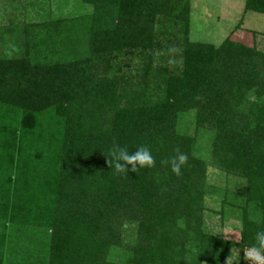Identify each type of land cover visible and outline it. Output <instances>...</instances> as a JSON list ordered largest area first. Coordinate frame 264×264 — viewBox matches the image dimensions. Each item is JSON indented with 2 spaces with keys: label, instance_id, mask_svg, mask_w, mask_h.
<instances>
[{
  "label": "trees",
  "instance_id": "16d2710c",
  "mask_svg": "<svg viewBox=\"0 0 264 264\" xmlns=\"http://www.w3.org/2000/svg\"><path fill=\"white\" fill-rule=\"evenodd\" d=\"M10 7L0 264H117L114 252L126 264H231L236 253L246 264L242 249L264 227V51L194 40L191 0H79L80 11L39 21ZM245 10L264 15V0ZM200 131L213 166L245 181L218 213L239 222V242L206 229L214 190L195 153ZM114 142L149 145L155 166L114 175ZM178 152L188 156L179 176L161 163Z\"/></svg>",
  "mask_w": 264,
  "mask_h": 264
},
{
  "label": "rangeland",
  "instance_id": "374dc122",
  "mask_svg": "<svg viewBox=\"0 0 264 264\" xmlns=\"http://www.w3.org/2000/svg\"><path fill=\"white\" fill-rule=\"evenodd\" d=\"M0 2V22L3 23L8 21V15L11 14L10 5L24 8L26 18L31 21H39L46 14L55 17L67 16L81 10L79 0H0ZM4 3L8 6H4ZM245 5L246 0H191L192 38L216 46H220L230 38L247 46H257L264 51V15L247 12ZM88 10L89 8L85 11ZM191 131L195 132L194 126ZM197 136L195 153L208 163V184L214 190L206 199L208 208L205 217L206 229L214 235L239 242V222L232 216H227L222 221L218 213L221 210L224 192L242 190L245 181L217 170L212 163L211 134L200 131ZM135 234V226H129L125 232L128 240ZM111 261L126 264L125 256L116 252L111 257ZM245 262L250 264L247 260ZM233 264H240V260L233 261Z\"/></svg>",
  "mask_w": 264,
  "mask_h": 264
},
{
  "label": "clouds",
  "instance_id": "9594fccd",
  "mask_svg": "<svg viewBox=\"0 0 264 264\" xmlns=\"http://www.w3.org/2000/svg\"><path fill=\"white\" fill-rule=\"evenodd\" d=\"M110 169L114 175L125 176L129 171L137 172L140 169H150L155 166L156 160L149 145H139L135 150H130L126 145L113 143L108 148ZM188 156L182 152L161 163L168 165L173 174L179 176L187 164ZM244 259L250 264H264V227L255 231L252 242L243 247ZM238 253L233 261H239ZM232 261V264H233Z\"/></svg>",
  "mask_w": 264,
  "mask_h": 264
}]
</instances>
